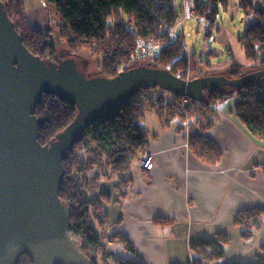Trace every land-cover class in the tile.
<instances>
[{
  "label": "trees",
  "instance_id": "trees-1",
  "mask_svg": "<svg viewBox=\"0 0 264 264\" xmlns=\"http://www.w3.org/2000/svg\"><path fill=\"white\" fill-rule=\"evenodd\" d=\"M2 1L26 47L40 58L58 60L55 55L56 47L49 41L50 33L55 28L70 51L91 47L104 54L105 61L101 71V75L104 76L116 75L119 68L126 69L139 65L138 60L131 61L139 39L153 40L163 45L159 57L155 59L152 66L161 68L170 66L169 69L174 74L183 78L188 77L187 79L214 73V70L201 69L195 61L191 62L197 73L192 72L193 67L188 64V57L185 53H179L178 49L170 45L168 31L176 24L173 0H42L52 24L46 29L33 28L28 25L23 0ZM191 1L196 17L204 19L210 27L214 26L219 6L226 9L229 5V0ZM239 7L246 18H249L248 23L252 18L255 19V22L247 26L240 38L244 60L252 66L249 71L263 69L264 7L254 5L251 0H240ZM131 18L133 19L132 26L127 22ZM109 19L114 21L112 27L108 24ZM191 56L195 59L194 55ZM199 64L208 65V61L203 63L200 59ZM245 67L247 66L243 63L232 62L228 76H239ZM261 80L245 87H222L213 92H206L203 100L190 98L186 111L190 113H188L189 116H192L190 107L193 106L205 112L212 111L210 108L212 105L236 97L233 113L250 133L264 141V82ZM147 89H159L163 91L161 94L168 92L171 94L169 95L171 99L164 101L156 98L154 101L149 100L144 103L135 101L136 95L134 94L114 111L104 114L87 125L63 158L64 177L59 197L69 207L71 221L69 229L80 236L81 243L78 247L88 257V264H100L96 255L91 254V250L99 249L102 253L105 251L103 236L99 229H103L107 221L100 199L108 201L109 196L97 195L96 191L100 181L116 177L119 179L118 187L121 189L125 187L126 173L139 152L145 150L148 144L146 133L140 127L147 107L155 109L160 116L163 114L164 107L168 111L179 113L180 100L185 97L159 86ZM76 111V106L65 99L48 93L43 94L35 107V115L40 120L39 142L48 143L73 120ZM209 124L207 122L205 127ZM89 145L91 151H84ZM191 147L207 161L214 162L219 158L220 152L209 146L203 136L196 137L191 142ZM97 150L101 152L103 158L97 156ZM95 153L97 159H104L103 163L94 162V160L97 161L96 157H92ZM263 212L255 208L237 215L234 224L243 227L242 238L251 237L252 230L259 228ZM113 235L117 236L115 233L112 237ZM227 240L226 234L216 233L215 238H199L191 241L189 243L192 253L190 264H220V260L224 257L221 244H225ZM126 245L129 247L128 242ZM262 251L261 257L254 264H264V248ZM21 258H25L24 262L33 264L29 256L23 255ZM112 263L142 264L115 255Z\"/></svg>",
  "mask_w": 264,
  "mask_h": 264
},
{
  "label": "crops",
  "instance_id": "crops-1",
  "mask_svg": "<svg viewBox=\"0 0 264 264\" xmlns=\"http://www.w3.org/2000/svg\"><path fill=\"white\" fill-rule=\"evenodd\" d=\"M232 1L237 6L240 2ZM252 2L264 7V0ZM24 6L29 26L46 29L51 24L42 0ZM236 39L242 54L237 63L246 65L240 38ZM236 100L231 97L218 102L200 118H185L166 107L161 116L155 109H147L154 114H145L140 127L148 144L126 173L125 187L121 189L119 179L110 177L101 180L96 191L98 196H109L108 201L100 199L107 224L99 229L108 258L115 255L142 264H190L191 241L224 233L228 240L221 244L224 257L220 264L258 261L264 248V212L259 228L247 239L241 237L243 227L234 221L243 211H264V141L235 116ZM207 122L210 124L205 127ZM198 136L220 152L216 161L205 160L191 147ZM143 152H150L151 168L140 164ZM114 233L117 236L112 237Z\"/></svg>",
  "mask_w": 264,
  "mask_h": 264
},
{
  "label": "water",
  "instance_id": "water-1",
  "mask_svg": "<svg viewBox=\"0 0 264 264\" xmlns=\"http://www.w3.org/2000/svg\"><path fill=\"white\" fill-rule=\"evenodd\" d=\"M264 68L237 77L206 74L192 79L169 68L139 64L114 76H87L78 60H46L24 44L0 0V264H88L69 234L70 210L59 197L63 158L84 128L153 86L203 100L222 87L258 82ZM52 94L76 106L73 120L41 144L36 104Z\"/></svg>",
  "mask_w": 264,
  "mask_h": 264
},
{
  "label": "rangeland",
  "instance_id": "rangeland-1",
  "mask_svg": "<svg viewBox=\"0 0 264 264\" xmlns=\"http://www.w3.org/2000/svg\"><path fill=\"white\" fill-rule=\"evenodd\" d=\"M187 1L188 3L186 5V0H173L174 8L176 11V24L175 26H172L168 31L170 45L173 46L175 49H178L179 53H185V55L188 57V64L190 66L192 65L191 67H193L192 72L197 73V71L194 70V65L191 62L195 61L197 62V66H199L203 70L210 69L214 70L213 72L216 74L228 76L230 74L232 62H237V60L242 59V54L239 53L238 48L236 47V44L238 42L236 41V38H241L245 33L247 26L255 22V19L252 18L251 22L248 23L249 18H246L245 15L243 16L244 13L242 14V10L239 9L240 7H238L239 3L237 6V3L231 0L233 3L230 2L226 9L221 5L219 6V12L216 16L214 26L210 27L209 23L205 22L204 19L196 17L192 1ZM23 2L29 5L36 4V0H23ZM48 15L49 14L47 13V16ZM127 22H129V25L132 26L133 19L131 18L127 20ZM113 23L114 21L112 19L108 20V24L111 27ZM50 25L52 24H49V26ZM230 32H232L236 38L231 39L229 34ZM49 41L52 42L56 47L55 55L57 59L73 56L78 60L80 67L85 71L87 76L101 74L102 65L105 61V56L104 54L99 53L100 51H96L91 47L72 49L70 51L67 45L65 44V41L59 37L58 31L55 28H53L50 33ZM229 50L231 53H229ZM191 55H194L195 59H193ZM200 59L203 60V63L208 61V65L199 64ZM131 61L134 62L136 60L132 59ZM138 62V64H144L147 62V60L140 59ZM246 66L247 67H245L241 73L252 68L249 63H246ZM167 68H170V66H168ZM161 92L163 91L159 89H147L146 91H140L139 94H135L136 96L134 99L135 101H142L144 103L149 100L154 101L156 98L157 100L164 101H169L171 99V96H169L171 95L170 93L165 92L164 94H161ZM147 109H150V107H147ZM190 112L192 116L197 117L206 113L197 106L190 107ZM179 113L182 114L181 112ZM186 113L188 116L184 115L185 118H190V113L187 111ZM152 114H154L152 111H146L147 117ZM84 151H91V146H87V149ZM96 152L98 155L95 153V155L92 157H96V159L97 156H99V158L104 157L102 154H100L101 152L99 150H97ZM94 162L100 164L104 162V159H97V161L94 160ZM68 232L70 236L74 239L76 244L79 245L81 243L80 236L73 232L71 229H69ZM101 253L102 252L99 249L95 251L91 250V254L96 255L97 260L99 261L98 263L113 264L112 259L106 256V251H104V253L102 254ZM24 259L25 258L20 259V264H31L27 261L24 262Z\"/></svg>",
  "mask_w": 264,
  "mask_h": 264
},
{
  "label": "built area",
  "instance_id": "built-area-1",
  "mask_svg": "<svg viewBox=\"0 0 264 264\" xmlns=\"http://www.w3.org/2000/svg\"><path fill=\"white\" fill-rule=\"evenodd\" d=\"M187 3L188 1L186 0V5ZM162 48H163V45L160 44L159 42H156V41L154 42L153 40L139 39L137 40V43H136V52L133 55V60L139 61L140 59H146L147 60L146 63L152 65L155 59L159 57ZM119 70H122V69H119ZM187 78L188 77H186V79ZM189 99H190L189 97H183L180 100L179 112H181L185 116L187 115L186 106H188L190 103ZM139 161H140V164L146 168L152 167L153 163H152V156L150 152L140 153Z\"/></svg>",
  "mask_w": 264,
  "mask_h": 264
},
{
  "label": "bare ground",
  "instance_id": "bare-ground-1",
  "mask_svg": "<svg viewBox=\"0 0 264 264\" xmlns=\"http://www.w3.org/2000/svg\"><path fill=\"white\" fill-rule=\"evenodd\" d=\"M215 74V73H214Z\"/></svg>",
  "mask_w": 264,
  "mask_h": 264
}]
</instances>
